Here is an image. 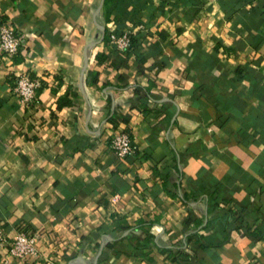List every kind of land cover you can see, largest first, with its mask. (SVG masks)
Listing matches in <instances>:
<instances>
[{
    "label": "crops",
    "instance_id": "obj_1",
    "mask_svg": "<svg viewBox=\"0 0 264 264\" xmlns=\"http://www.w3.org/2000/svg\"><path fill=\"white\" fill-rule=\"evenodd\" d=\"M99 1L0 0L20 39L0 51V226L34 231L39 252L0 248V264H264V0ZM19 71L40 79L27 105ZM121 128L136 147L124 158L109 146ZM187 214L206 225L170 260L159 246L179 243ZM120 218L154 220L155 242L134 247Z\"/></svg>",
    "mask_w": 264,
    "mask_h": 264
},
{
    "label": "built area",
    "instance_id": "obj_2",
    "mask_svg": "<svg viewBox=\"0 0 264 264\" xmlns=\"http://www.w3.org/2000/svg\"><path fill=\"white\" fill-rule=\"evenodd\" d=\"M108 42L117 51H125L130 47V32L122 30L108 32ZM20 39L11 24L0 19V51L11 56L19 46ZM40 86L39 77L28 71H19L14 75L12 90L19 102L23 105L29 104ZM109 146L120 158L134 153L136 147L132 142L126 129H118L112 133L109 139ZM36 233L30 230L17 229L13 236L7 237L0 227V248H4L6 254L18 259H37L39 252L35 247Z\"/></svg>",
    "mask_w": 264,
    "mask_h": 264
},
{
    "label": "trees",
    "instance_id": "obj_3",
    "mask_svg": "<svg viewBox=\"0 0 264 264\" xmlns=\"http://www.w3.org/2000/svg\"><path fill=\"white\" fill-rule=\"evenodd\" d=\"M109 0H103V5L105 6ZM115 32H120L122 30L115 29L113 30ZM130 39L131 44L128 49L125 51H128L133 43H134V36L132 33H130ZM103 41H108V31L105 29V32L103 34ZM114 48V47H113ZM91 74V80L94 81L95 79V72L90 71ZM128 116L125 114H121L116 110V107H110V110L106 113L105 119L109 121L113 126L116 125L118 121H127ZM131 155V154H130ZM128 156V155H127ZM126 157V156H125ZM124 158V157H123ZM179 198L184 203H189V195L185 191H179ZM209 204V202H208ZM155 221L154 220H142L138 219L134 224H128L126 223L122 218L119 220L118 229L123 232L125 231L124 235L122 237L127 238L131 244L134 247L142 248L144 246H147L150 242H155V235L149 230L150 225H152ZM206 225V219L203 216H195L191 214H187L186 217L183 220V230L181 237L179 239V243L177 245H167V246H159L161 251L166 252V256L170 260H177L181 261V259L189 258L191 257L187 251L184 250V248L187 246L188 242L192 239L194 240H200L201 234L199 232V229L203 228ZM1 227V226H0ZM17 229H24V230H30L24 225H18ZM139 229L142 232V237H139L138 235L132 233L133 230ZM121 239V237H113L106 241L105 245L108 247H111L116 240ZM201 245V241H198ZM28 260V259H24ZM34 260V259H32Z\"/></svg>",
    "mask_w": 264,
    "mask_h": 264
},
{
    "label": "water",
    "instance_id": "obj_4",
    "mask_svg": "<svg viewBox=\"0 0 264 264\" xmlns=\"http://www.w3.org/2000/svg\"><path fill=\"white\" fill-rule=\"evenodd\" d=\"M101 3H102V0L99 1L98 6H97L96 9H95V12L98 11L99 7L101 6Z\"/></svg>",
    "mask_w": 264,
    "mask_h": 264
}]
</instances>
